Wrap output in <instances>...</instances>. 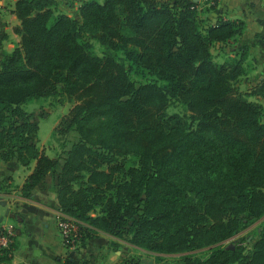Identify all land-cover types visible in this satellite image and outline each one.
Instances as JSON below:
<instances>
[{
	"label": "trees",
	"instance_id": "obj_1",
	"mask_svg": "<svg viewBox=\"0 0 264 264\" xmlns=\"http://www.w3.org/2000/svg\"><path fill=\"white\" fill-rule=\"evenodd\" d=\"M197 5L82 0L76 18L56 0H15L19 40L0 60V156L31 168L22 197L59 165L57 209L80 243L101 231L153 264L167 255L264 264V77L242 90L243 52L219 62L210 47L244 21L206 23ZM132 71L147 76L136 83ZM47 95L72 102L52 136L76 138L55 156L35 143L38 123L24 106ZM172 102L184 112H168ZM261 218L245 249L251 233L235 235ZM14 247L12 235L0 262Z\"/></svg>",
	"mask_w": 264,
	"mask_h": 264
},
{
	"label": "crops",
	"instance_id": "obj_2",
	"mask_svg": "<svg viewBox=\"0 0 264 264\" xmlns=\"http://www.w3.org/2000/svg\"><path fill=\"white\" fill-rule=\"evenodd\" d=\"M14 1L0 0V60L19 40V35L13 30L19 24V19L11 11ZM56 2L59 10L78 18L80 0L67 1L64 9L61 5H64V2L61 0ZM197 2L199 13L209 23L222 18L244 21L241 33L227 41L215 42L222 45L218 55L221 58L219 62L233 57L238 58L243 52L242 65L245 71L237 82L240 87L243 84L247 87L264 77V0ZM72 8L76 10L74 15L68 12V9ZM32 117L34 118L33 115ZM34 119L39 129V121L37 118ZM55 125L52 126L49 137L39 140V136L36 135L35 138V143L44 147L52 156L56 154L48 151L46 142L51 138ZM30 170L31 168L22 165L16 157L5 160L0 156V198L6 200L4 205L0 204V224L10 226L15 232V247L5 264H123L122 256L126 254L125 249L128 248L126 244L130 248L134 246L118 240L119 244L112 247L111 240L115 238L105 232L100 231L96 236L87 237L75 247L63 244L56 224V215L60 213L57 209L56 196L59 165L32 188L30 196L22 197L19 186ZM6 184L9 185L5 186ZM5 188L10 191L4 192Z\"/></svg>",
	"mask_w": 264,
	"mask_h": 264
},
{
	"label": "rangeland",
	"instance_id": "obj_3",
	"mask_svg": "<svg viewBox=\"0 0 264 264\" xmlns=\"http://www.w3.org/2000/svg\"><path fill=\"white\" fill-rule=\"evenodd\" d=\"M61 1L64 2V5L61 4L63 9H64V6H66L65 4L67 3V1L75 2L76 0H61ZM80 1H82V0H80ZM75 5H76V3H75ZM68 12H70L72 15H74L76 10L74 8H72L70 10L68 9ZM199 14L201 16V13H199ZM78 18H80V17L78 16ZM204 19H205L206 23H209L208 21H206V18H204ZM93 43H94L95 49L99 52V50H100L99 43L96 40H93ZM221 47H222V45L217 44V43H213L212 46L210 47L211 54L216 61H220V59H221L218 56L220 54V50L222 49ZM146 76H147L146 72H141V71L140 72L132 71V74H131L132 79H134L136 83H139L140 81L145 79ZM240 77L241 76L236 78L237 82L240 79ZM241 88H242V90H246L247 87H245L243 84L241 86ZM71 105H72L71 101H65L63 103H60L57 101L56 96H52V95L34 98V99H31V100L27 101L26 103H24V106L26 107V109L31 111L34 118H37L39 121V129H38V133H37V135L39 136V140H43L45 137H49V133H50V130L52 129V126L57 123L61 114L65 113ZM167 111L168 112L177 111V112L182 113V112H184V107L179 102H172L167 107ZM75 138H76V134L73 132H70L67 135L51 136V138L46 142L48 145V151L56 154L61 149L60 144H61L63 139L73 140ZM261 220H262V218L257 220V221H254L252 224H250L248 227H246L244 230H242L239 234L235 235V237H237L238 235H244L245 236V235H248L251 233L250 235H248L246 241L243 242V244L245 245V249H249L250 244L253 240V237H255V234L253 233V229ZM124 246H125V244H124ZM126 246L128 248L125 249L126 254L124 256H122V258H123L122 263L123 264H125L126 262L133 261L138 257H140V258L145 257L147 259L154 260V256L151 254H148V252H145L144 250L139 249V248H135V247L130 248V246L127 244H126ZM197 255H199L202 259L207 256L205 251H200V250L197 251ZM158 264H182V261L179 259L178 255H171V256L167 255L161 261H159Z\"/></svg>",
	"mask_w": 264,
	"mask_h": 264
},
{
	"label": "built area",
	"instance_id": "obj_4",
	"mask_svg": "<svg viewBox=\"0 0 264 264\" xmlns=\"http://www.w3.org/2000/svg\"><path fill=\"white\" fill-rule=\"evenodd\" d=\"M56 224L65 246L75 247L80 245L78 229L72 220L58 213L56 215ZM12 235H15L13 228L0 224V248L8 245Z\"/></svg>",
	"mask_w": 264,
	"mask_h": 264
},
{
	"label": "water",
	"instance_id": "obj_5",
	"mask_svg": "<svg viewBox=\"0 0 264 264\" xmlns=\"http://www.w3.org/2000/svg\"><path fill=\"white\" fill-rule=\"evenodd\" d=\"M194 1H197V0H194ZM5 203H6V200L4 198H0V204L4 205ZM141 261L146 262L147 264H153L152 259H147L145 257H142Z\"/></svg>",
	"mask_w": 264,
	"mask_h": 264
}]
</instances>
